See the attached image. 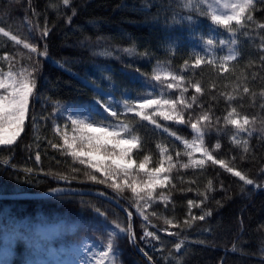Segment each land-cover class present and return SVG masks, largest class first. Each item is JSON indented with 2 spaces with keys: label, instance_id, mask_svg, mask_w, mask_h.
Listing matches in <instances>:
<instances>
[{
  "label": "trees",
  "instance_id": "16d2710c",
  "mask_svg": "<svg viewBox=\"0 0 264 264\" xmlns=\"http://www.w3.org/2000/svg\"><path fill=\"white\" fill-rule=\"evenodd\" d=\"M72 3L76 5L77 14L69 24L67 17L72 13L68 6L62 5V0H0V26L11 30L12 34L19 35L21 39L28 37L29 21L39 28L47 19L52 29L47 38L50 58H41L42 75L37 81V90L48 99L37 100L35 106L38 114L48 118L38 119L37 125L30 127V101L25 131L11 146L16 151L0 154V161L8 156L10 164L15 165L10 167L0 163V194L42 193L49 191L50 187L64 186L102 191L118 199L134 215L135 235L156 264H169V261L171 264H264V190L244 185L220 165L206 162L202 168H195L191 164L188 169L182 168L181 164L190 159L183 155V144L175 137H169L162 129H156L147 121H140L139 117L132 119V115H129L130 126L143 141V153L150 155L146 165L151 169L158 166L160 156L157 144L169 149L173 154L172 163L176 165L168 172L169 178L164 185H157L153 190L157 198L146 209L150 220L147 230L155 231L163 241V244L153 241L157 247L153 251L141 239L142 225L146 222L137 215L132 205L136 196L131 189L126 187L113 192L107 184L88 179L89 174L96 175L98 179L106 177L87 164H80L70 152L65 151L62 137L56 133L53 124L55 121V125L63 127L67 122L60 112V106L93 104L98 96L97 89L109 87L125 72L144 73L145 77H151L153 68L163 65L171 73L185 76L184 83L188 86L186 99L197 96L194 108L202 101L206 109L211 105L214 116L220 118L218 127L221 131L213 133L211 143L214 145L218 136L222 148L214 154L236 170L245 172L249 178L259 179L257 173L264 167L261 133L258 130L253 133L249 139V153L243 154L242 149L231 142L235 126L225 125L224 117L235 106L238 113L248 115L250 120L253 115L258 117L257 129L260 127L259 118L264 117V111L258 106L261 103L259 92L264 85V69L259 61L260 36L264 35V30L258 28L259 23H264V12L260 11V6L253 13L256 25L249 26V36L239 37L238 44L234 46L241 55L236 61L228 63L227 71H218L215 64L195 66L194 53L206 59L222 57L229 54V46L206 49L200 39L201 34L205 39L210 34V21L206 17L200 18L195 29L173 23L172 12L168 9L171 0H72ZM153 17L158 18L154 20ZM214 34L217 38L226 39L229 36L223 28L217 29ZM124 48L134 51L129 54L123 51ZM145 52L149 53L146 57L142 55ZM27 53L28 50L22 45H14L8 38L0 37V56H15L13 63L16 67L27 64ZM185 60L188 61L187 66ZM136 68L140 71L136 72ZM253 73L256 79H253ZM109 75L111 81L105 78ZM193 82L201 84L202 93L195 92L191 87ZM246 82L250 90L257 93L255 101L239 90ZM226 95L237 99L229 105L224 99ZM195 114H198V110ZM160 123L171 130H179L178 134L183 138L191 140L194 137L186 124L162 119ZM239 135L241 139L247 138V133ZM49 141L61 147L53 148ZM205 143H208L207 138ZM174 150L181 151L179 160ZM37 152L41 157L39 161L35 160ZM140 152L141 146L138 145L131 153L137 168L142 159ZM241 155L245 158L241 159ZM232 157H236V160L233 161ZM165 166L168 167L167 160ZM24 168H32L44 183L39 186L24 183ZM46 172L68 175L71 182L54 181L44 175ZM13 173H18L20 179L17 180ZM221 180L226 191L219 188ZM209 181H212V187H209ZM161 193L168 197L167 201L159 198ZM82 200L100 207L108 220L98 216L93 208L84 207ZM189 200L195 201V205L190 207ZM202 209L211 210L212 216L203 221L191 220V216H199ZM154 211L156 215L152 216ZM113 220L122 226L128 222L116 207L93 196L67 194L64 198L0 199V255L5 247L11 249V253L2 255L0 261L6 259L7 264L35 263L41 257L37 227L58 224V235L43 241L46 248L54 246L57 250L68 251L87 239L104 248L108 234L115 232L117 264H148L138 255L128 238L115 229ZM165 220L173 223L166 224ZM186 220L190 221V226L184 223ZM177 224L179 227L174 226ZM169 232L180 235L172 236ZM7 236L12 238V242L6 241ZM178 240L185 242L179 253L174 249V242Z\"/></svg>",
  "mask_w": 264,
  "mask_h": 264
},
{
  "label": "snow or ice",
  "instance_id": "6c2138e0",
  "mask_svg": "<svg viewBox=\"0 0 264 264\" xmlns=\"http://www.w3.org/2000/svg\"><path fill=\"white\" fill-rule=\"evenodd\" d=\"M62 5L68 6L71 10L72 15L67 17V22L70 24L72 18L77 14L76 5L72 3V0H62ZM258 6H260V11L264 12V0H171L168 9L172 12L173 23L189 27L190 29H195V25L201 17H206L210 21V34L208 38L205 39L204 35L201 34L200 39L203 40L206 49L229 46V54L222 57L206 59L200 54L194 53V64L197 67L202 63L215 64L218 71H227L228 63L236 61L238 56L241 55V52L234 47L238 44L239 37H248L249 26L256 25V19L253 13L257 11ZM33 14L35 15V13ZM157 18L153 17L154 20ZM28 23L29 33L25 39H21L19 35L12 34L11 30H6L5 27L0 26V37L8 38L14 42V45H22L24 49L28 50L26 56L27 64L20 65L19 67H16L13 63L16 59L15 56H0V61H6L8 63V70L6 72L0 69V146H9L7 148H0V154L5 152L12 154L16 151L11 146L16 144L17 138L25 131V121L29 119L30 101V127L36 126L38 119L45 120L48 118L45 115L38 114L35 106L37 100L47 101L48 99L37 90V81L42 75L43 61L41 58H50L47 38L52 29L48 26L47 19L44 20L43 26L39 28L31 21ZM219 28H223L229 34L228 38H217L215 36L214 33ZM258 28L264 30V23H259ZM29 39L31 42H29ZM123 51L131 54L134 49L124 48ZM108 55H111V53ZM142 55L146 57L149 53L145 52ZM259 61L261 68L264 69V35L260 36ZM53 63H57L58 66L62 67L56 61H53ZM184 64L187 66L188 61L185 60ZM126 67L131 68L132 65H126ZM134 70L136 72L140 71L138 68ZM73 75L76 74L73 73ZM140 76L145 77V74L140 73ZM252 76L253 79H256L254 73ZM105 78L109 81L112 80L110 75ZM134 79H137V77H134ZM185 79L184 75L167 73L166 77L162 78L159 73H155L150 78L153 92L143 95L137 94L134 99L129 96L123 99L120 104L112 100L110 95L111 87L108 92L97 89L98 96L96 97V103L94 105L60 106L63 108V114H66L68 124L61 127L55 125V121H53L56 133L62 137L64 150L70 152V155L78 159L80 164L87 163L91 168L105 173L106 177L105 179H98L96 175L89 174L88 179L96 183L107 184L113 191L118 192L121 189V185L111 181V176L119 175L122 172L124 183L136 196L132 205L135 207L137 215L142 217L146 222L142 225L143 232L141 239L144 241L145 246L151 248L153 251L157 250L153 241H160L161 244H163V241H161V237L155 231L147 230L150 220L146 214V209L151 207L153 201L157 198L153 190L157 185H164L165 181L169 178L168 172L176 165L172 163L173 154L169 152V149L162 144H157L160 160L157 167L145 171L147 180L144 183V189H147V191H143L134 181L127 179L129 169L136 164V161L131 157L133 148L138 145L141 146L139 155L142 156V159L138 165L139 169L145 170L146 164L150 160V155L143 153V141L141 137L130 126V113L132 114V119L139 117L140 121H147L148 124L154 125L156 129H162L169 137H175L177 141H180L184 145L185 151L183 155L190 159L189 162L181 164L182 168L188 169L190 164L195 168H202L206 162L210 165H220L228 173L239 178V181H242L244 185H250L256 190H264V167H261L257 173L259 179L249 178L245 172L236 170L234 166L229 165L224 159L218 158L214 154L222 148L218 136L215 137L216 142L214 145L211 143L214 138L213 133H219L221 131L218 127L221 122L220 118L214 116L211 111V105L206 109L202 101L198 104L197 108L193 107L194 104H197V96L192 95L190 99H186L185 93L188 92V86L184 83ZM145 80L147 81L146 77ZM245 80L247 81V78ZM191 87L195 89L196 93L203 92L199 82H193ZM173 89L175 93L170 95L169 93ZM34 90L37 91L34 92ZM239 90L244 94H248L255 101L257 93L250 90L247 82ZM259 97L261 98V103L258 106L264 111V85H262L261 91L259 92ZM224 99L231 105L237 98L232 95H226ZM100 109L103 111L101 112ZM57 110H59V107ZM197 110L198 114H195ZM161 119L164 121H172L175 124H186L195 133L194 138L191 141L183 138L181 134H178L179 130H171L168 126L160 123ZM257 119L258 117L256 115H253L251 120L248 115H241L237 112V107L235 106H232L227 116L224 117L225 125L235 126L236 131L231 136V142L239 146L243 154L249 153V139H251L253 133L257 130L261 133L260 141L264 144V117L259 118V129L255 126ZM69 126L73 133L71 136H69L67 130ZM143 127L146 128L147 125H143ZM240 133H247V138L241 139ZM206 138L208 143H205ZM49 143L53 148L58 149L61 147V145L53 144L51 141ZM125 145L128 147H124ZM17 147L19 146L17 145ZM194 150H199L202 153V159H191ZM94 152H103L104 156L111 161L107 165V168L92 161L91 157ZM174 155L179 160L182 153L179 150H174ZM85 156L89 157L87 161L83 158ZM244 158V155H241V159ZM40 159V154L37 152L35 154V160L39 161ZM232 159L235 161L236 157H232ZM165 160L168 161L167 168L165 166ZM0 163L15 167V165L10 164L8 156H5ZM74 171H79V169H74ZM23 172L24 183L33 186H39L44 183L43 180L38 178L37 173L32 168H24ZM13 175L16 176L17 180L20 179L18 173H13ZM44 175L51 177L52 180L57 182H71L68 175L52 172H46ZM75 178L72 177V179ZM208 183L209 187H212V181ZM219 188L220 190L226 191L222 180L219 183ZM69 191L73 190L62 187L49 188V194L59 196L60 198H64ZM249 191L251 192V190ZM98 195L104 196L105 193L101 192ZM159 198L164 201L168 200V197L163 196L162 193L159 194ZM203 202L201 201V203ZM81 203L86 208H93L95 213L103 217L105 221L108 220L107 214L100 207L83 200ZM216 203L219 204L220 201H216ZM188 205L190 207L194 206L195 201L189 200ZM155 215L156 212L154 211L152 216ZM127 216L128 222L126 226H122L115 220L112 223L115 225V229L123 233L133 246L139 248L136 242L135 232L132 229V213L128 212ZM210 216H212L211 210L202 209L201 214L199 216H191V220L198 219L203 221L206 217ZM165 223L172 224L173 222L171 220H165ZM184 223L190 226L189 220L184 221ZM174 226L179 227L178 224ZM160 230L157 229V231ZM96 231L99 232V228ZM168 234L177 237L180 235L174 232H169ZM115 235V232L108 234L104 250L93 248L87 242L82 245V250L89 257L90 262H93V264H105V262L107 264H117L118 253ZM100 239L103 240L104 237L101 236ZM184 243V240L174 242L176 252H180ZM139 250L146 256L149 264H153L152 257L147 252H144L142 248ZM233 251H235V248H233ZM0 264H7L6 259L0 261ZM169 264H171V261H169Z\"/></svg>",
  "mask_w": 264,
  "mask_h": 264
},
{
  "label": "rangeland",
  "instance_id": "374dc122",
  "mask_svg": "<svg viewBox=\"0 0 264 264\" xmlns=\"http://www.w3.org/2000/svg\"><path fill=\"white\" fill-rule=\"evenodd\" d=\"M0 69H2L3 71L6 72L8 70V63L6 61H0ZM155 73H159L162 76V78H165L166 74L171 73V72L169 71L168 68H166L163 65H156L153 68L152 75H154ZM134 77H137V79H134ZM151 77H146L147 78V81H146L145 77H141L139 74H135L132 72H125L123 76L118 77L116 80H113L109 87H99V90L104 91V92H108L109 88L111 87L110 95H111L112 100L114 102L120 104V103H122L123 99L128 98L129 96L134 99L137 96V94L143 95L146 93L153 92V89L151 88V84H150V78ZM142 81H144V82H142ZM173 93H175L174 89L169 94L171 95ZM176 95H178V93H176ZM101 98H103V97H101ZM95 103H96V101L93 104H87V105H94ZM87 105H85V106H87ZM67 106H71V105H67ZM67 106H64V107H67ZM97 107H99V106H97ZM100 111L102 112L103 110L100 109ZM60 112L64 116V118L66 119V114H63V108H60ZM129 115H132V114L130 113ZM98 119H99V117H98ZM122 119H123V117H122ZM168 122H172V121H168ZM68 123L69 122L67 121L65 123V125ZM67 130H68L69 136H71L73 134L71 127L69 126ZM193 134L195 136L194 132H193ZM124 147H128V146L125 145ZM134 149H136V147L133 148V150ZM83 158L86 161L89 159V157H87V156H85ZM91 159L94 163L101 164V165L105 166V168H107V165L111 163V161H109L104 156L103 152H94ZM191 159H196V160L202 159V153L199 150H194L192 152ZM150 169L151 168H149L147 165H146L145 170H141V169L137 168L136 165H133L129 169V176L127 177V179L129 181H134L137 185L140 186V188H144V183L147 180V176L145 175V171L150 170ZM94 170H96V169H94ZM98 172L100 174H102L103 176H105V173L100 172V171H98ZM111 181L119 183L121 185V189L127 187V185L124 183V178L122 177V172L119 175L111 176ZM113 192H117V191H113ZM36 232L39 236V239L41 240V247H39L40 248L39 250L41 252V257H39L35 263H31V264H93V262H90L89 257L83 252L82 245L87 242V243L91 244L93 248H96L99 250H104V248L101 247L100 244H98L92 240H88V239L85 240L80 245H75V246L71 247L68 251H66L65 249L57 250L54 246H50V247L46 248L44 246L43 241L49 240V239L54 238L55 236L58 235V232H59V225L58 224H53V225H49V226H39V227H37ZM12 235L13 234H11L10 236H12ZM10 236L6 237L7 242H12V238H10ZM10 253H11V249L7 246L3 249V252L0 255V258L2 257V255H8ZM105 264H107V262H105Z\"/></svg>",
  "mask_w": 264,
  "mask_h": 264
},
{
  "label": "water",
  "instance_id": "95a60500",
  "mask_svg": "<svg viewBox=\"0 0 264 264\" xmlns=\"http://www.w3.org/2000/svg\"><path fill=\"white\" fill-rule=\"evenodd\" d=\"M62 188H66V189H72L73 191H69L68 195H86V196H93L99 199H102L106 202H108L109 204L113 205L114 207H116L118 210H120L127 218L128 221V216L127 213L130 212L118 199H116L115 197L102 192V191H96L93 189H81V188H75V187H68V186H64ZM105 193L104 196H100L98 195V193ZM56 195H51L49 194V191L47 192H42V193H15V194H0V199H5V200H28V199H43V198H49V197H54ZM131 224H132V229L134 231V225H135V219H134V215L132 214L131 217ZM135 232V231H134ZM136 242L137 245L139 246V248L133 246L135 248V250L137 251L138 255L141 256L148 264L149 261L147 260L146 256L139 250V249H143V247L140 245L136 235ZM131 243V242H130ZM144 250V249H143ZM144 252H146L144 250ZM149 255V254H148ZM153 264H156L155 261L152 259Z\"/></svg>",
  "mask_w": 264,
  "mask_h": 264
}]
</instances>
